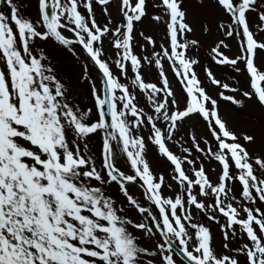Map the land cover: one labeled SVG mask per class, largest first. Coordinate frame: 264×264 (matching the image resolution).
<instances>
[{"label":"snow or ice","instance_id":"obj_1","mask_svg":"<svg viewBox=\"0 0 264 264\" xmlns=\"http://www.w3.org/2000/svg\"><path fill=\"white\" fill-rule=\"evenodd\" d=\"M95 2L106 6L109 0ZM182 2L159 0L154 4L161 12L152 19L163 21L168 46L160 44L159 52L154 48L152 61L138 57L132 47L135 24L147 14L146 0H120L121 20L115 25L110 16L103 25L97 22L93 0H38L35 21L20 14L15 0H0V264H177L176 257L181 264H241V255L244 264H264V212L244 203H255L257 198L264 202V157L250 154L238 142L237 134L219 114L217 99L198 79L194 66L199 61L189 53L200 41L187 36L193 29L186 22ZM81 5L86 14L79 11ZM213 6L221 13L217 33L238 37L239 54L225 55L221 49L228 45L219 39L210 47L211 59L218 65H231L236 72L241 71L238 62L242 63L248 86L241 95L264 108V71L255 63L257 49L264 51V39H257L248 15L256 12L257 27L264 30V5L257 11V0H214ZM103 11L108 14L107 7ZM61 29L71 32L72 38ZM203 31H209L207 25ZM49 38L74 56V46H81L102 74V87L91 85L94 119L90 118L91 108L81 109L73 102L50 58L43 51L36 54L33 42ZM144 39L156 44L151 36ZM105 40L115 49L114 62L121 74L130 62L135 73L132 83L147 95L149 111L139 107L128 85L113 75L103 58ZM162 57L182 85L180 99L170 86ZM141 59L154 62L159 69V86L145 82ZM204 71L213 85L224 90L217 93L220 98L236 106L244 104L243 99L225 94L239 91V85L222 82L207 67ZM87 77L88 66L84 64L82 79ZM194 115L206 122L217 148L213 151L207 139H203L206 147L201 148V140L192 133V147H184L183 152L190 155L194 148L214 157L221 166L215 183L203 165L195 167L189 155L178 156L167 144ZM141 128H148V141L173 166V179L181 189L174 197L161 192L164 176L157 177L151 171ZM97 134H101L98 157L89 147L91 137ZM241 136L249 144L255 142L253 134L244 132ZM113 142L125 155L132 174L116 166L118 153ZM184 163L191 166L192 176ZM137 180L158 215L128 192L126 185ZM233 180L242 188V200L235 204V197L229 198L232 189L228 182ZM106 183H116L127 203L143 218L136 221L122 215V207H117L100 186ZM197 187L199 196L213 197L212 204L198 199L194 194ZM193 206L204 212L214 208L225 217L226 222L220 225L223 248L231 254L213 248L209 227L192 223ZM208 219L216 221L217 216L209 214ZM236 226L247 242L229 248ZM130 228L149 239L159 234L161 239L152 249L143 247ZM148 255L153 258L144 260Z\"/></svg>","mask_w":264,"mask_h":264},{"label":"rangeland","instance_id":"obj_2","mask_svg":"<svg viewBox=\"0 0 264 264\" xmlns=\"http://www.w3.org/2000/svg\"><path fill=\"white\" fill-rule=\"evenodd\" d=\"M15 2L17 3L19 12L22 16L30 18L33 21L38 19V0H15ZM158 2L159 0H146L147 14L141 19V21L135 24L133 33L134 39L132 47L134 53L141 58L149 57V59L152 61H154V58L151 57V52L154 48L157 52H159L160 44H164L166 47L168 46V42L165 38L166 29L163 21L157 22L152 19L153 15H159L161 12V9L154 7V4ZM119 3L120 0H109V3L106 6H101L96 3L95 0H93V13L97 22L103 25L108 22L110 16L113 21V25L118 24L121 20ZM213 5L214 0H183L182 2V7L187 11L186 22L189 23L193 29L192 33L187 34V36L189 39L196 38L200 41V46L198 48L192 49L189 53V55L194 56L199 61L194 66V70L197 73L198 79L205 90L210 95H212L213 98L217 99L219 114L226 121L228 127L232 131L235 130L234 132L239 138L238 142L244 145L250 154L264 157V108H261L255 100L243 98L241 95L242 91L246 90L248 86V76L246 71H244L243 64L238 62L237 67L241 68V71L236 72L231 65H218L211 59L210 47L214 46V44L218 42L219 39H224L225 43L228 45V47L221 49L225 55L234 57L235 55L239 54L238 37L227 38L224 37L222 33H217L216 24L218 22V18L221 16V13L220 10ZM262 5H264V0H257V11L260 10ZM0 7H2V5H0ZM104 7H107V15L103 11ZM79 11L82 14H86V10L84 9L83 5L79 7ZM248 15L252 31L255 32L257 39H264V30H260L257 27L259 23L257 13L249 12ZM223 18L225 20L227 19V17ZM204 25H207L209 30L208 32L203 31ZM61 31L65 36L72 38L73 34L71 32L65 29H61ZM140 33H143V36L140 35ZM145 36H151L152 39L156 41V44H149L144 39ZM141 45H143V47H141ZM32 46L37 55H39L40 51H43L50 58V61L56 69L58 76L62 78L63 82L71 93L73 102L79 105L81 109L91 108L92 113L90 114V118L94 119L96 115V109L94 107V99L91 96V85L92 83H95L97 88H101L102 76L93 63L86 58V53L82 51L81 46L75 48V52L77 54L75 56L72 54V52L68 51L67 48L59 45L53 38L43 41L37 39L33 42ZM103 58L109 63L113 75L119 77L120 82L127 84L129 90L134 93L138 106L144 108L146 112L149 111L151 105L148 103L147 95L132 83L135 73L131 69L130 62H127L126 73L121 74L120 69L114 62L116 59L115 49L109 47L107 40L104 41ZM161 59L164 72L170 82L173 92L175 93V97L180 99L183 95L182 85L179 83L178 78L171 70L170 63L163 57ZM256 61L257 64L261 66L260 69H264V51L257 49L255 62ZM84 64H87L88 66L87 79H82V65ZM205 67L209 68L214 73L216 78L220 79L222 82H227L233 87L239 85V91L235 93L225 91V94L234 95L237 99H243L244 104L242 106H236L231 102L220 98L217 93L224 90L218 88V86L213 85L210 82L204 71ZM140 73L145 82L156 83L158 86L161 83L159 79V69L155 66L154 62L149 63L141 59ZM117 95H119V92H117ZM160 95L162 96L163 94L161 93ZM234 122H237V124ZM229 123H233L235 125L233 129L230 127ZM158 126H162V122ZM144 131L150 134L148 128H141L139 134L143 135L142 133ZM244 132L253 134L255 136V142L249 144L248 142L244 141L241 136V133ZM192 133H194L197 138L201 140V148L206 147V145L203 143V139H207L213 151L216 150V142L208 134L206 122L198 115H194L183 122V125L176 132L173 140L167 141L169 149L173 151L174 154L181 157L184 155H189V153L183 152V148L192 147V142L190 139V134ZM100 135L101 134L92 136L89 143L91 152L97 157L99 156V150L101 147ZM113 146L115 151L118 153L117 159L115 161L116 166L126 174H132L130 164L127 162L125 155L121 152L120 148L116 146L115 142H113ZM145 158L147 159L151 171L155 176L158 177L160 174H164V177L167 180L164 181V184L161 188V192L164 196L174 197L176 193L181 192L177 181L173 179V166L168 163L167 159L158 152L156 147L150 141L145 152ZM189 158L195 160V167L199 168L201 165H203L205 172L211 181L214 183L217 181V177L221 172V166L214 157H210L205 153L197 152L194 148H192ZM97 166L99 167V159L97 161ZM183 167L188 172V174L192 176L191 166L187 163H184ZM232 171H236L234 167L232 168ZM257 175L260 176L259 170H257ZM96 183L98 182L93 181V184ZM228 183L232 189V191L229 193V198L231 199V197H235V201H232L234 204L236 201H241V185L235 180L229 181ZM169 185H171V187H169ZM100 186L103 188V191L106 195L111 196L116 201L117 207H122V215L129 216L136 221H139L143 218L141 214L136 212L135 209L127 203L126 197L121 193L119 186L116 183H106ZM126 187L128 192L133 195L141 203V205L145 207H151L153 213L158 215V210L155 208V206L152 205L151 202L147 201L146 197L144 198V188L141 181L137 180L134 183H128ZM194 194H197L198 199H203L207 204L213 203V197L209 196L208 198H205L199 196L198 187L194 188ZM227 202L229 201H225V203ZM244 203L249 207L259 208L262 212H264V202L259 201L258 198L256 199L255 203H250L248 201H244ZM196 210L197 209H195L193 206L191 209L192 214H194ZM207 212H210V214L217 213L223 217V221L221 220V217L217 218V220L213 221L212 223L210 221H205L204 218L207 216L201 217V215L204 213L202 212V214H199V216L194 214L197 220L196 222L192 223H202L209 227L212 233L213 248L218 253L223 252L231 254L227 249L223 248L224 239L222 230H217L214 234L212 230L215 228L221 229L220 225L224 224V221L226 222L225 217L214 208H209ZM241 215L243 216L244 213H241ZM129 230L133 231V233L138 237V242L141 246L147 247L149 249H152L155 245V242L161 239L158 234L152 239H149L138 230L131 228ZM190 231L192 230L190 229ZM244 242H247L246 237L243 240L241 239L239 226H236V235L229 241V248H237ZM152 258L153 257L151 255L143 257L144 260ZM176 259L177 264H181L180 258L176 257ZM238 259L240 260L241 264H244V257L242 255L239 256Z\"/></svg>","mask_w":264,"mask_h":264},{"label":"bare ground","instance_id":"obj_3","mask_svg":"<svg viewBox=\"0 0 264 264\" xmlns=\"http://www.w3.org/2000/svg\"><path fill=\"white\" fill-rule=\"evenodd\" d=\"M237 124V122H234ZM230 127L233 129V127L235 126L233 123H229ZM235 131V130H234Z\"/></svg>","mask_w":264,"mask_h":264}]
</instances>
